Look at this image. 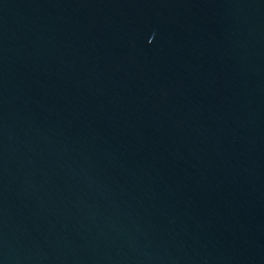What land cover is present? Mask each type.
Listing matches in <instances>:
<instances>
[{
    "label": "water",
    "instance_id": "1",
    "mask_svg": "<svg viewBox=\"0 0 264 264\" xmlns=\"http://www.w3.org/2000/svg\"><path fill=\"white\" fill-rule=\"evenodd\" d=\"M0 264H264V0H0Z\"/></svg>",
    "mask_w": 264,
    "mask_h": 264
}]
</instances>
